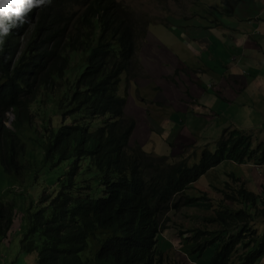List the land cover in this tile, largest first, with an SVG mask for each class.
<instances>
[{
	"label": "trees",
	"instance_id": "obj_1",
	"mask_svg": "<svg viewBox=\"0 0 264 264\" xmlns=\"http://www.w3.org/2000/svg\"><path fill=\"white\" fill-rule=\"evenodd\" d=\"M147 24L115 0H49L23 32L27 49L0 57L6 192L22 168L25 175L42 168L55 174L49 177L55 187L43 190L35 204L24 206L22 193L11 200L0 194V240L20 207V250L36 252L37 264H166L158 237L173 213L193 203L185 189L222 162L264 165V142L253 146L251 134L234 128H223L214 149L202 148L190 163L185 149L154 158L129 144L135 120L125 114L126 76L140 75ZM69 50L80 56L70 59ZM33 103L42 113L43 133L32 132ZM7 112L13 114L10 127L3 123ZM52 116H60L57 126ZM29 146L40 153L33 166L22 163L33 157ZM227 176L213 187L223 197L214 214L180 232L192 264H256L264 256V197ZM99 192L101 197L91 195Z\"/></svg>",
	"mask_w": 264,
	"mask_h": 264
},
{
	"label": "crops",
	"instance_id": "obj_2",
	"mask_svg": "<svg viewBox=\"0 0 264 264\" xmlns=\"http://www.w3.org/2000/svg\"><path fill=\"white\" fill-rule=\"evenodd\" d=\"M257 9L260 10L248 16L241 15L236 26L233 22L220 29L201 28L192 32L193 38L205 41L204 46H196L192 39L194 46H162L146 38L139 54L141 62L137 72L141 77H130L125 107L126 114L135 120L132 144L149 147V139L159 124L175 130L166 154H179L184 147H195L198 140L197 147L211 143L205 132L198 130L205 128L217 114L226 115L233 103L242 113L243 122L264 127V5H257ZM223 81L230 83L218 87ZM183 132H190L194 141L180 144L179 135ZM214 135V132L210 134ZM155 147L163 146L153 143L149 150L155 151ZM9 234L6 238L10 240L12 230ZM14 250L16 262L37 264L36 252L25 254L17 245ZM1 258L0 253V264H8L7 259ZM259 262L264 263V256Z\"/></svg>",
	"mask_w": 264,
	"mask_h": 264
},
{
	"label": "rangeland",
	"instance_id": "obj_3",
	"mask_svg": "<svg viewBox=\"0 0 264 264\" xmlns=\"http://www.w3.org/2000/svg\"><path fill=\"white\" fill-rule=\"evenodd\" d=\"M118 1L122 2L131 10L144 15L145 19L147 21H150L148 24L149 41H159L162 46H194L191 42H188V39H191L192 37L190 34L191 32H196L201 28L206 31L210 30V28L220 29L224 27L225 24L231 25V23L233 22H235L234 26H236V20L239 19L241 15L248 16L252 11L257 12L258 10H260L257 9V5H264V0H242L241 3H238L234 8H230L232 3H227V7H225L220 0ZM182 30L185 34H181L182 36L180 35V38L179 34ZM195 40L196 41L194 42V44L196 46H204L205 41L202 38ZM250 73L254 76L251 69ZM229 83V81H223L222 83L218 84V87H222ZM260 95L261 92L258 91L257 96H259V99ZM38 96L44 98V95L42 94H39ZM202 106L203 105L200 104V107ZM31 108V126H33L32 132L35 134H37L38 131L39 133H43L41 124L42 113L40 111V108L37 103H33ZM250 108L251 107L248 108V111ZM51 115L55 114L51 112ZM5 116L6 118L4 119L3 123L6 127H10L13 120V114L12 112H7ZM59 121L60 116H52L51 125L57 126ZM243 121L244 118L242 116V113L236 110L233 103L229 105L226 115H224V113L217 114L216 117L209 121V124L205 126V128L199 129L198 131L205 132L211 143L215 142V140L223 132L222 128L225 127H227L229 130H233L234 128L236 130H243L245 133L251 134V141L253 146H256V144L258 143L264 142V127H259L256 123L252 125L250 121ZM251 125L252 128L250 127ZM157 126L159 127L157 132L152 136L151 139H149L150 142H148L151 145L149 147H147L146 145L144 146V150L147 153L151 154V156L154 158H158L159 156L164 154H169H166L168 142L170 143L172 134L175 131L173 128L170 129V126L163 127L160 124ZM160 128L163 129V132L160 131ZM212 132H214L215 137L210 136ZM179 141L181 142L180 144H190L194 141V138L190 132H183L179 135ZM153 143L154 145L160 144L163 147H158L159 149L155 147V151L149 150L151 147H153ZM199 143L200 141L198 140L196 143V147ZM184 148L186 150H189L188 147ZM211 149H213V147H211ZM193 150L194 148H192L190 152H193ZM190 152L186 151L185 153L188 155V163L192 162L197 157ZM196 152L198 154L199 151ZM32 154L33 157H29V159L27 157L24 158V160L22 161L23 165H25L27 161H29L31 166L37 163V160L40 157L39 150L37 148H32ZM227 174L241 175L242 179L245 180L246 187L249 190H253L255 194L261 195L262 198L264 197V165L262 166L254 163L237 164L234 162H222L215 168L209 170L204 176L198 179L196 183L191 184L185 190L187 194L190 193L191 195L195 194L197 196L200 195L201 192H203L208 198L211 206L207 208L198 206L187 207L182 208L176 213H173V215L171 216V220L167 223L168 226L160 233L158 237V243L159 246L163 249V255L165 258L164 261L166 264H191L187 259L189 255L185 252L183 245L181 244L180 232L199 222V217L210 214L212 211V207L218 206L223 197L220 194L216 193L213 189H210V187L207 186L206 183H214L217 186H221L222 182L225 181L224 179H230ZM50 175L51 172L46 170L45 168L38 170V172H35L33 176L29 174L25 175V169L22 168L21 175H19L18 181L12 183L11 193L9 194L8 192H6V190L9 188L10 182L7 181V177L4 174H0V194L3 193L2 196L4 197V199L11 200L17 197V193H22L24 206H26L29 202L35 204V202L42 194L43 190L47 193L50 188L53 189L55 187L56 184L51 182V179L49 178ZM24 176L26 177L24 182L19 183L23 181ZM101 196L102 192L97 195V197ZM209 202L206 200L202 201V203ZM255 202L257 203L258 201L255 200ZM233 206L235 208L240 207V205L236 203ZM17 208L18 209L16 213L23 214L22 209L20 210V207L18 206ZM254 209V211H256L257 207L255 206ZM169 213H172V211H170ZM212 214H214V212ZM20 223L21 220L14 216V225L12 226V229H14L15 235L13 237V242L9 247H4V244L2 245L0 243V253L2 255L1 260L7 259L8 264H10V262L13 264L22 263V260L16 262V257L15 255H13L15 251L14 245L18 246L17 236L19 235L20 231H17L19 229L18 226L20 225ZM217 228L218 225L210 224V229L212 231L217 230ZM256 228L259 229L258 231L261 230L258 225ZM262 228H264V224ZM5 241H7L8 243V238H6ZM91 247L92 246L86 248L83 252H81V257L83 259L90 256V251L92 249ZM260 260L261 259H259V261ZM259 264L264 263L259 262Z\"/></svg>",
	"mask_w": 264,
	"mask_h": 264
},
{
	"label": "clouds",
	"instance_id": "obj_4",
	"mask_svg": "<svg viewBox=\"0 0 264 264\" xmlns=\"http://www.w3.org/2000/svg\"><path fill=\"white\" fill-rule=\"evenodd\" d=\"M115 1L120 2L118 0H115ZM241 1L242 0H237V3L240 4ZM48 2H49V0H0V57L1 56L2 57L3 56L8 57L7 56V52H9V53L10 52H15L17 55H19V54H21V53L24 52V50L26 48L27 41L25 40V36H24L23 32L30 26L31 20L33 18L34 13L37 10L41 9ZM223 5L225 7H227V4L226 5L223 4ZM230 8H234V7L231 5ZM149 22L150 21H148V24H149ZM148 24H147V34H146V36H145V38H144V40L142 42L141 47L145 44V42L147 40L146 38H149L148 37V35H149V32H148ZM180 34L183 35L185 33L182 30V32H180ZM181 36H180V38H181ZM191 36H192L191 39L195 42L196 41L195 39H197V38L196 37L193 38V35L192 34H191ZM191 39L189 38L188 39V42L189 41L191 42ZM157 42L160 45H162L159 41H157ZM141 47H140V49H141ZM140 49H139V54H140ZM139 54H138V60H139V63H140L141 61H140ZM68 55H69L70 59H77L80 56V53H74V52H71V50H69L68 51ZM128 76H129V78L126 76V81H127V97H128V87H129V83H130V77H132L129 74H128ZM134 77L135 78L141 77V75H136ZM126 103H127V100H126ZM125 107H126V105H125ZM125 114H126V112H125ZM127 116L128 117H131L129 115H127ZM130 139H131V137H130ZM129 144L130 145H133L134 143L132 144L130 142V140H129ZM214 144H215V142L214 143H206L205 145L199 146L198 148L196 146L189 148V149L194 148L193 152H190L191 150H186V149L185 150L186 151H189L190 153H193L196 156H198V155H200V152H201L202 148L206 147L207 149H211V147H213V149H214ZM196 151H199L198 154H197ZM50 172H51L50 177L55 178V174H53L52 171H50ZM235 176L238 177V178H240L242 181L245 182V180L242 179V176L241 175H235ZM194 183H196V181L193 182L192 184H194ZM206 185L209 186L210 189H213L215 191V189L213 188L214 185H215L214 183H208V184L206 183ZM245 186H246V184H245ZM195 187H196V185H195ZM215 192L218 193L217 191H215ZM98 194L97 193H92L91 195L97 197ZM187 195L190 196V197L195 198L194 201H193V203H191V205H189L187 207H196V206H198V207H205V208H207V207H210L211 206L208 198L205 196V194L203 192H201V194L198 195V196L195 195V194L194 195H191L190 193H188ZM263 195H264V193H263ZM203 200H206L209 203H202ZM187 207H185V208H187ZM217 207L218 206L212 207L211 213L208 214V215H206V216L212 215V213L217 209ZM14 213H15L14 216L16 218H19L21 220V223L18 226L19 229L17 231V232H19L20 229H21V226H22L23 214L16 213V211ZM204 217L205 216L199 217L200 218L199 219V222L195 223L191 227H193V226L195 227V226L201 225L203 223L202 218H204ZM13 225H14V218H13L12 226ZM191 227H189V228H191ZM10 230H12V237H11L10 240L8 239L9 240L8 243H7V241H5V239H6V237H10V234L9 235H6V237H4L3 239L0 240V242L2 240L5 242V243H3V242L1 243L2 245L4 244V247H6L5 246L6 244H9V243H12L13 242V237H14L15 233H14V229H12V227L10 228ZM17 237H20V232H19V235ZM18 246L20 247V238H19V241H18Z\"/></svg>",
	"mask_w": 264,
	"mask_h": 264
}]
</instances>
